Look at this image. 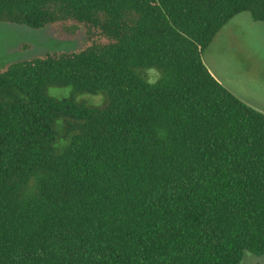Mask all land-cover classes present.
Segmentation results:
<instances>
[{
  "label": "trees",
  "instance_id": "obj_1",
  "mask_svg": "<svg viewBox=\"0 0 264 264\" xmlns=\"http://www.w3.org/2000/svg\"><path fill=\"white\" fill-rule=\"evenodd\" d=\"M243 12L264 0H0V22L85 36L0 71V264L264 256V113L203 62Z\"/></svg>",
  "mask_w": 264,
  "mask_h": 264
},
{
  "label": "rangeland",
  "instance_id": "obj_2",
  "mask_svg": "<svg viewBox=\"0 0 264 264\" xmlns=\"http://www.w3.org/2000/svg\"><path fill=\"white\" fill-rule=\"evenodd\" d=\"M84 32L75 39L63 35L58 25L43 29L0 22V71L9 63L29 60L48 52H70L84 45ZM203 62L215 78L243 102L264 113V23L254 21L250 13L234 17L215 37L203 56ZM149 80L159 73L151 70ZM51 96L64 99L73 96L71 87H51ZM79 103L102 108L107 97L75 95ZM241 264H264V256L246 253Z\"/></svg>",
  "mask_w": 264,
  "mask_h": 264
}]
</instances>
